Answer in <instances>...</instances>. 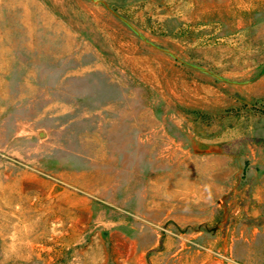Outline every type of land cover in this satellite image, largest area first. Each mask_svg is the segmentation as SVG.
Instances as JSON below:
<instances>
[{
    "label": "rangeland",
    "instance_id": "1",
    "mask_svg": "<svg viewBox=\"0 0 264 264\" xmlns=\"http://www.w3.org/2000/svg\"><path fill=\"white\" fill-rule=\"evenodd\" d=\"M0 264H264V0H0Z\"/></svg>",
    "mask_w": 264,
    "mask_h": 264
}]
</instances>
